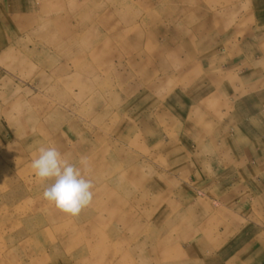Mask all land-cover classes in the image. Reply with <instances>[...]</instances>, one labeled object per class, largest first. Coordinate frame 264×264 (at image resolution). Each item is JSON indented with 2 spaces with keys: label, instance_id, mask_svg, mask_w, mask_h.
Segmentation results:
<instances>
[{
  "label": "rangeland",
  "instance_id": "1",
  "mask_svg": "<svg viewBox=\"0 0 264 264\" xmlns=\"http://www.w3.org/2000/svg\"><path fill=\"white\" fill-rule=\"evenodd\" d=\"M14 2L21 15L0 25V264H191L168 151L188 117L168 105L187 103L194 76L170 54L236 41L252 1ZM156 77L161 95H134ZM42 145L89 157L94 198L77 216L43 198L30 167Z\"/></svg>",
  "mask_w": 264,
  "mask_h": 264
},
{
  "label": "crops",
  "instance_id": "2",
  "mask_svg": "<svg viewBox=\"0 0 264 264\" xmlns=\"http://www.w3.org/2000/svg\"><path fill=\"white\" fill-rule=\"evenodd\" d=\"M4 1L0 25L21 15L15 0ZM251 1L236 41L183 43L170 54L196 77L182 90L187 103L168 105L188 120L180 139L167 140L168 151L180 152L172 158L178 163L172 177L180 182L172 215L189 228L183 239L191 264H264V0ZM8 47L0 36V54ZM166 82L156 77L133 93L158 97ZM212 96L213 107L207 104Z\"/></svg>",
  "mask_w": 264,
  "mask_h": 264
},
{
  "label": "clouds",
  "instance_id": "3",
  "mask_svg": "<svg viewBox=\"0 0 264 264\" xmlns=\"http://www.w3.org/2000/svg\"><path fill=\"white\" fill-rule=\"evenodd\" d=\"M30 167L45 185L43 198L61 212L77 216L92 203L94 183L89 176V157L81 156L78 164L72 163L56 146L42 145Z\"/></svg>",
  "mask_w": 264,
  "mask_h": 264
}]
</instances>
